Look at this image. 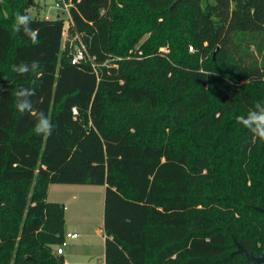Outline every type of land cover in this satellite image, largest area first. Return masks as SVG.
<instances>
[{"label": "trees", "instance_id": "16d2710c", "mask_svg": "<svg viewBox=\"0 0 264 264\" xmlns=\"http://www.w3.org/2000/svg\"><path fill=\"white\" fill-rule=\"evenodd\" d=\"M70 2L77 64L63 17L31 15L33 44L11 25L36 0H0V264H66L53 183L105 186V264H250L236 241L264 250V140L236 118L264 103V0ZM33 60L38 77L12 72ZM22 86L50 136L17 111Z\"/></svg>", "mask_w": 264, "mask_h": 264}, {"label": "rangeland", "instance_id": "374dc122", "mask_svg": "<svg viewBox=\"0 0 264 264\" xmlns=\"http://www.w3.org/2000/svg\"><path fill=\"white\" fill-rule=\"evenodd\" d=\"M58 1L60 0H36L37 4L36 7L31 9V15L35 16L41 10L40 16L49 14L50 17L55 18L60 15L65 19L66 29L63 36L62 56L68 59L72 51V26L70 27L69 24L68 27L69 12L57 7L56 3ZM66 2L69 3L70 0H66ZM149 35L147 34L142 41L148 38ZM162 50L169 52L167 47L162 48ZM190 51H194V49H190ZM51 186L48 200L52 202H65L69 206V210L66 211L67 223L73 230L72 232L77 231L80 234L79 238L70 239L63 246L68 263L76 264V261L80 259L79 249L87 247L93 251L92 263L101 264L100 260L105 256L104 238L97 229L101 225L102 219H104L105 186L93 184L66 185L62 183H53ZM67 186L72 187L69 189L70 187ZM85 233H89V235L87 236Z\"/></svg>", "mask_w": 264, "mask_h": 264}, {"label": "clouds", "instance_id": "9594fccd", "mask_svg": "<svg viewBox=\"0 0 264 264\" xmlns=\"http://www.w3.org/2000/svg\"><path fill=\"white\" fill-rule=\"evenodd\" d=\"M33 18L30 13H21L17 11L15 13L14 21L11 25V31L14 33H23L31 39L33 44H38V32L32 27ZM40 62L33 60L30 63L21 61L18 64L11 66L12 72L24 76L29 73H35L37 77L40 72ZM35 84V80L32 81ZM0 86V90H2ZM36 95V89L34 87H20L15 93L16 98L15 107L20 113H28L35 115L36 123L34 126V132L37 135L50 136L53 132V124L50 118L45 112L40 111L36 114L34 110V104L32 97ZM237 122L247 128L254 138L264 140V103L257 101L252 109H250L246 115L237 116Z\"/></svg>", "mask_w": 264, "mask_h": 264}, {"label": "built area", "instance_id": "2783aa9c", "mask_svg": "<svg viewBox=\"0 0 264 264\" xmlns=\"http://www.w3.org/2000/svg\"><path fill=\"white\" fill-rule=\"evenodd\" d=\"M57 7L63 10H66L69 12V18H68V27L70 24V27L73 25V19L70 15V8L72 6L71 2H66V0H61L56 3ZM70 22V23H69ZM66 23V22H65ZM72 24V25H71ZM66 29V28H65ZM64 29V30H65ZM71 53L69 54V58L72 63L77 64L81 63L83 61H87L89 59L88 56V49L87 46L83 40L82 34L79 32H75L71 38ZM93 67L96 68V65L92 63ZM78 232H66L64 236V241L62 244L57 246L56 253L57 254H63L64 248L63 246L68 243L70 239H77L79 237Z\"/></svg>", "mask_w": 264, "mask_h": 264}, {"label": "crops", "instance_id": "0c3cea01", "mask_svg": "<svg viewBox=\"0 0 264 264\" xmlns=\"http://www.w3.org/2000/svg\"><path fill=\"white\" fill-rule=\"evenodd\" d=\"M40 12V13H39ZM39 12H37L38 14H41V10H39ZM59 16V15H58ZM41 17H45V18H52V17H50L49 16V14L48 15H46V16H42L41 15ZM66 185H75V184H66ZM51 185H50V188H49V191H50V189H51ZM67 187H70L69 189H71V187L72 186H67ZM49 195V194H48ZM62 203H64L65 204V220H66V225H65V233L66 232H72L73 230L70 228V226H69V224L67 223V217H66V211H68L69 210V206L65 203V202H62ZM82 227H84V226H82ZM98 230V232L100 233V235L104 238V252H105V238H106V235H105V230H104V219H102V223H101V225L99 226V228L97 229ZM77 232V231H76ZM87 234V236L89 235V233H85V235ZM79 238V237H78ZM74 240V239H73ZM69 242V241H68ZM57 249V247H55V250ZM89 249V250H88ZM88 250V251H87ZM93 251H92V249H90V248H87V247H85V248H80L79 249V256H80V259H79V261H76L75 263L76 264H94V263H92V259H93V253H92ZM64 257H65V251H64V253L62 254ZM104 255H105V253H104ZM101 261V264H105V256H104V258L102 259V260H100ZM65 262H66V264H69L68 263V260L66 259V257H65ZM73 262V261H72Z\"/></svg>", "mask_w": 264, "mask_h": 264}, {"label": "water", "instance_id": "95a60500", "mask_svg": "<svg viewBox=\"0 0 264 264\" xmlns=\"http://www.w3.org/2000/svg\"><path fill=\"white\" fill-rule=\"evenodd\" d=\"M178 1L180 0H175L174 3H177ZM259 209L264 212L263 208H259ZM236 245L238 247L237 252L245 254L248 257L250 264H264V250L259 255H255L252 251L248 250L241 243L237 241H236Z\"/></svg>", "mask_w": 264, "mask_h": 264}]
</instances>
